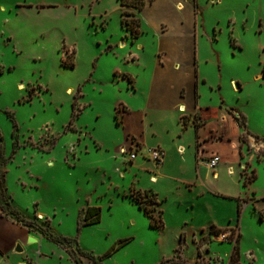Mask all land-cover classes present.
Masks as SVG:
<instances>
[{"label": "rangeland", "instance_id": "obj_1", "mask_svg": "<svg viewBox=\"0 0 264 264\" xmlns=\"http://www.w3.org/2000/svg\"><path fill=\"white\" fill-rule=\"evenodd\" d=\"M192 7L205 28L179 45L173 35H159L167 18L149 8L141 34L132 39L121 26L118 0H0V153L8 159L0 170L10 196L6 207L55 236L74 240L57 244L37 236L29 243L23 238L16 245L26 264H75L68 253L72 249L84 264H190L194 248L200 256L195 264H211L201 258V246L212 242L229 261L225 252L238 237L236 227L221 233L232 243H218L221 234L215 240L203 237L194 240V248L188 243L184 256L174 254L173 230L152 228L138 207L122 198L137 192L133 186L121 192L100 183L105 170L121 186L118 169L129 158L114 148L122 138L116 103L131 86L123 76L137 78L138 91H144L169 46H191L193 54L199 46L193 76L206 79L205 85L199 83L201 104H215L214 112L229 117L232 108L235 123L224 118L221 123L238 130L233 144L238 173L242 180L256 176L244 188L250 205L242 213L239 262L264 264V0H193ZM126 18L134 26L137 15ZM139 46L140 60L126 62L123 55ZM70 63L74 66L64 65ZM132 91L129 87L127 93ZM136 102L140 106L143 100L131 106ZM143 151L137 150L141 156ZM90 202L100 207V221L83 225ZM145 205L158 216L156 204ZM39 212L46 218L37 217ZM16 228L0 218V242L10 247L19 238ZM120 240L128 241L108 256Z\"/></svg>", "mask_w": 264, "mask_h": 264}, {"label": "crops", "instance_id": "obj_2", "mask_svg": "<svg viewBox=\"0 0 264 264\" xmlns=\"http://www.w3.org/2000/svg\"><path fill=\"white\" fill-rule=\"evenodd\" d=\"M144 1L145 5L138 13L140 25L144 12L148 8L153 10L158 16L167 18L164 21L167 27L161 28L159 35L167 32L166 34L174 36V41L179 45L189 44V38L195 37L200 29L205 28L204 21L199 20V15L192 7L193 0ZM120 8L123 10L121 5ZM126 47L123 46L120 50L125 51ZM139 47L140 50L133 49L123 55L126 62L140 60V51L143 47ZM198 48L199 46H196L194 54L191 52V46H169L163 51L159 48V51H162V60L156 61L154 75L151 76L144 91L143 89L138 91L137 78L125 73L127 75L123 77L131 86L124 87L125 91L116 103L122 112L119 121L122 138L114 148L116 151H121L123 148L145 151L157 147L163 151V161L157 166L146 156V153L142 156L137 153L134 160L128 158L124 169H118L121 186H116V183L111 181L112 171L102 170L100 176V183L108 182L110 187L114 186L121 192H127L129 187L133 186L139 192L155 194L156 206L162 220L160 229L173 230L172 237L176 240L173 247L174 254L181 253L182 256L188 243L193 244L194 248V240L203 237L215 240L223 231H230L234 227L238 230L237 236L240 240L242 213L250 205L246 200L249 192L244 190L246 186L243 185L238 173L239 157L236 149L232 147L238 140V130L231 132L221 123L224 118L226 123L231 121L233 124L234 118L229 111L232 108L227 109L229 117L225 111L214 112L217 105H203L200 102L199 83L201 81L205 85L206 79L204 77L200 80L199 76L195 78L193 76V61L194 57H197ZM186 49L188 52L183 58ZM215 55L219 61V55ZM196 64L199 69V61L196 60ZM129 87L133 89L130 95L127 93ZM140 99L143 100L140 106L139 102H136L138 106H131L132 101H140ZM213 115H216V118ZM213 154L219 156L220 162L211 169L208 166V159ZM228 168L233 172L229 173ZM123 197L129 198L124 195ZM131 202L138 207L136 203ZM239 203L241 207L238 220ZM89 206H94L93 202L87 204L86 208ZM138 210L147 217L142 209L138 207ZM37 217L46 218L40 212L37 213ZM0 218L19 225V228H16L19 238L10 244V247L7 243L0 242V264H26L23 261V249L21 252L15 251L17 241L22 243L21 239L24 238L26 242L32 237L36 242L37 236L45 237L30 231L21 223L3 214L1 210ZM147 219L149 220L148 217ZM222 242L225 241H218V243ZM214 243L201 246L204 253V257L201 258L211 262L212 258L220 257L223 261L219 264H228V260L225 262L219 255V249H214L212 245ZM181 244L184 249L178 250ZM231 251L225 252L228 259ZM195 258H200L197 248L196 250L194 248V258L190 264L196 263Z\"/></svg>", "mask_w": 264, "mask_h": 264}, {"label": "trees", "instance_id": "obj_3", "mask_svg": "<svg viewBox=\"0 0 264 264\" xmlns=\"http://www.w3.org/2000/svg\"><path fill=\"white\" fill-rule=\"evenodd\" d=\"M119 4L123 7V10L121 11V26L125 30H129L132 39H135L139 37L141 34V25H140V17L138 16V13L142 11L145 1L144 0H118ZM133 12H136L134 14ZM131 15L135 16L137 15L136 22L133 25L130 24V21L127 20L126 16ZM67 67H73L74 64H64ZM8 163L7 157L3 156L2 153H0V169L1 166L6 165ZM256 176L252 177H246L243 179V185L246 186L248 182H251L254 180ZM131 201L136 203L140 209L143 210L144 214L149 218L150 221V226L152 228H160L162 226V220H161V215L160 211H158V216H155L152 213V209L145 205L146 203L149 204H156V197L155 194L151 192H139L137 191L136 193L132 192L128 196ZM8 198V199H7ZM10 199L9 194H7L6 186H5V172L0 170V210L3 214L5 215H13L16 217L17 221L22 223L23 226L26 227H35L38 231L43 232L42 235L47 238L48 240L57 243V244H62L63 242H74L73 239L67 238V237H62V236H55L53 233H51L49 230H44L37 224L36 222H33L31 220H27L25 218H22L18 210L14 208H8L6 205H10L8 201ZM240 207L241 204H238V214H237V219H240ZM83 217V225H92L96 224L100 221V207H95V206H89L85 209L84 213L82 214ZM217 232H220L219 230H216ZM128 240H120L118 245L113 246L110 251L107 253L109 256L111 251H115L119 249L122 245L126 244ZM78 252L80 253V250L77 249ZM70 258L73 260L75 264H84L80 257L76 255L75 250H69L68 251ZM240 247H239V237L235 239L232 245V251L230 254V258L228 261V264H240Z\"/></svg>", "mask_w": 264, "mask_h": 264}, {"label": "built area", "instance_id": "obj_4", "mask_svg": "<svg viewBox=\"0 0 264 264\" xmlns=\"http://www.w3.org/2000/svg\"><path fill=\"white\" fill-rule=\"evenodd\" d=\"M121 152L123 153H128L129 154V160H134L137 156V149L135 150H131L130 148H123L121 150ZM146 156L152 160L155 165L160 166L162 164L163 161V151L160 148H148L147 152H146ZM220 162V158L217 154H213L212 156L209 157L208 159V166L209 168L213 169L215 168ZM231 168H228V172L231 173L232 170H230ZM262 213H264V207L262 208ZM227 234H221V238L223 241H228L227 239ZM28 264H36V262L31 261ZM211 264H219V262L217 260H215V257L212 258L211 260Z\"/></svg>", "mask_w": 264, "mask_h": 264}, {"label": "water", "instance_id": "obj_5", "mask_svg": "<svg viewBox=\"0 0 264 264\" xmlns=\"http://www.w3.org/2000/svg\"><path fill=\"white\" fill-rule=\"evenodd\" d=\"M235 87L238 88V85L235 84ZM28 242H29V243L35 242V238L30 237V238L28 239ZM15 251H17V252H21V251H22V248L19 247V245H17L16 248H15Z\"/></svg>", "mask_w": 264, "mask_h": 264}, {"label": "bare ground", "instance_id": "obj_6", "mask_svg": "<svg viewBox=\"0 0 264 264\" xmlns=\"http://www.w3.org/2000/svg\"><path fill=\"white\" fill-rule=\"evenodd\" d=\"M66 92H67V93H71V89L67 88V89H66ZM232 147H233V145H232Z\"/></svg>", "mask_w": 264, "mask_h": 264}]
</instances>
